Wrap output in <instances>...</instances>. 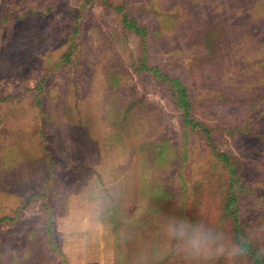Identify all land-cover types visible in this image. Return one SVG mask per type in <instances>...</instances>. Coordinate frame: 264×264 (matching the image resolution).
Instances as JSON below:
<instances>
[{"label":"rangeland","instance_id":"1","mask_svg":"<svg viewBox=\"0 0 264 264\" xmlns=\"http://www.w3.org/2000/svg\"><path fill=\"white\" fill-rule=\"evenodd\" d=\"M264 264V0H0V264Z\"/></svg>","mask_w":264,"mask_h":264},{"label":"clouds","instance_id":"2","mask_svg":"<svg viewBox=\"0 0 264 264\" xmlns=\"http://www.w3.org/2000/svg\"><path fill=\"white\" fill-rule=\"evenodd\" d=\"M167 236L176 241L185 257L207 264L218 258L235 261L245 255L242 243L230 241L218 227L189 216L167 217L163 225Z\"/></svg>","mask_w":264,"mask_h":264}]
</instances>
